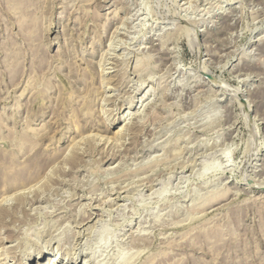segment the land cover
<instances>
[{
    "label": "rangeland",
    "instance_id": "obj_1",
    "mask_svg": "<svg viewBox=\"0 0 264 264\" xmlns=\"http://www.w3.org/2000/svg\"><path fill=\"white\" fill-rule=\"evenodd\" d=\"M4 197L0 264H264V0H0Z\"/></svg>",
    "mask_w": 264,
    "mask_h": 264
},
{
    "label": "bare ground",
    "instance_id": "obj_2",
    "mask_svg": "<svg viewBox=\"0 0 264 264\" xmlns=\"http://www.w3.org/2000/svg\"><path fill=\"white\" fill-rule=\"evenodd\" d=\"M118 134L121 135L119 132L114 133V135H118ZM105 140H106V139H105ZM4 198H5V199H3V200L1 199L2 201L0 200V209H1V210H2L3 205L5 204V203H4L5 200L7 201V199H6L7 197H4ZM13 209H14V208H13ZM3 211L6 212L5 209H3ZM12 212H13V211H12ZM1 213H2V212H1ZM1 213H0V214H1ZM9 213H10V212H9ZM9 213H8V210H7V213H6V214H9ZM15 215H16V214L14 213V217H15ZM88 215H89V214H88ZM88 215H87V217H85V218L83 217L84 220H81L82 223H83V222H84V223L86 222L85 225H87V223H89V222L92 221V220L90 221V219L92 218L91 214H90L89 216H88ZM0 216L2 217V215H0ZM4 217H6V216H4ZM12 217H13V216H12ZM8 218H9V215H8ZM19 218H20V217H19ZM83 218H82V219H83ZM11 219H12V218H11ZM15 219H16V218H15ZM4 220H5V219H4ZM4 220H1V221L4 222ZM7 220H8V219H7ZM7 220H6V221H7ZM12 220H13V219H12ZM6 221H5V222H6ZM20 221H21V220H20ZM81 221H79V222H81ZM13 222H14V221H13ZM18 222H19V221H18ZM11 223H12V221H11ZM16 223H17V222H16ZM84 223H83V225H84ZM0 224H1V223H0ZM7 224H8V223H7ZM7 224H6V225H7ZM6 225H3V226L5 227ZM9 225H10V224H9ZM85 225H84V226H85ZM6 227H7V226H6ZM87 227H88V226H87ZM0 228H1V227H0ZM92 228H93V226H89L88 228H86V230H91ZM7 229H8V228H7ZM12 230H13V229H12ZM12 230H11V231H12ZM6 231H7V230H6ZM7 232H9V231H7ZM13 233H14V232H13ZM7 236H8V235H7ZM38 255H39V256H38V259H37V261H36V264H64V263H60V261L58 260V258L55 257V256H50V255H48V257L45 256V258H43V256H44V255H43V251L39 252ZM55 255H56V254H55ZM74 255H75V254H74ZM42 258H43V259H42ZM41 260H43V263H41ZM18 264H29V263H28V262H23V261L21 260V262L18 263ZM65 264H76V262H75V258L72 260V262L69 261V262H67V263H65Z\"/></svg>",
    "mask_w": 264,
    "mask_h": 264
}]
</instances>
